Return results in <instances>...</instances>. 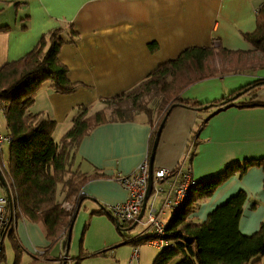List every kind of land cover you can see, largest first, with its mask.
<instances>
[{"label":"crops","instance_id":"obj_1","mask_svg":"<svg viewBox=\"0 0 264 264\" xmlns=\"http://www.w3.org/2000/svg\"><path fill=\"white\" fill-rule=\"evenodd\" d=\"M263 3L264 0H0V27L9 28L0 31V67L25 56L50 30L73 26L78 38L62 46L59 59L68 69V78L80 88L66 95L46 83L30 109L56 122L52 138L57 142L70 129L81 107L91 113L100 110L103 99L132 90L160 64L175 59L187 48L210 47L219 41L230 50L249 49L243 34L254 30L256 12ZM150 45L155 51L149 50ZM263 78L264 70L215 77L190 86L183 98L210 103ZM151 133L152 125L142 118L98 125L81 140L75 166L81 174L95 177L81 190L86 200L72 222L66 264H75L81 249L90 254L107 252L105 256L83 258L78 264H153L160 250L150 243L136 247L129 240L152 237L145 214L127 233L130 238H123L113 219L103 211L104 207L127 200L117 177L132 174L149 156ZM193 134L197 139L191 162L195 182L215 177L231 164L263 159L264 86L226 108L204 113L173 109L162 129L153 169L177 164ZM159 186L166 191L169 184L163 181ZM238 193L246 195L239 231L244 236L253 235L264 221L262 166L248 168L242 177L233 173L210 198L199 202L192 219L203 222ZM163 196L162 192L158 207ZM163 218L168 224V211ZM13 238L21 251L19 264L64 262L66 234L52 246L41 224L19 217L14 222ZM15 256L13 250V264ZM257 264H264V258Z\"/></svg>","mask_w":264,"mask_h":264},{"label":"trees","instance_id":"obj_2","mask_svg":"<svg viewBox=\"0 0 264 264\" xmlns=\"http://www.w3.org/2000/svg\"><path fill=\"white\" fill-rule=\"evenodd\" d=\"M8 29L0 27V31ZM76 38L78 33L73 26L52 29L42 35L25 56L0 67L1 112L7 129L5 134H0L10 138L9 164L0 172L3 177L1 188L9 197L7 224L0 232V264L6 263L5 240L10 242L15 252L14 264H19L21 251L13 238L14 222L19 217L41 224L52 246L62 234L68 236L76 211L86 200L81 190L88 180L95 177L81 174L76 168L78 146L96 126L116 122L114 119L106 120L103 111L88 115L90 110L81 107L72 118L70 129L56 143L52 138L56 122L30 110L37 92L46 83L55 92L66 95L80 88L78 83L68 78V69L59 59L62 46ZM243 39L249 44L247 50H230L219 41L212 42L210 47L187 48L175 59L160 64L135 88L105 103L130 98L129 110L117 108L113 111L119 121H133L134 109L144 106L140 112L152 125L150 156L157 131L173 109L182 107L204 113L210 109L226 108L241 96L255 94L264 86V78L258 79L223 99L205 104L183 98V93L190 86L226 72L216 63L233 64V69L222 76L264 70V3L256 12L254 30L243 34ZM149 50L155 51L153 45ZM219 71L223 72L219 74ZM238 94L240 97L233 100ZM144 99L159 100L160 108L155 120L152 110L143 103ZM259 166L264 167V158L245 160L242 165L229 166L215 177L195 182L184 206L170 218L166 229L169 244L159 251L153 264H257L264 257V221L253 235L240 233L239 221L246 201L244 193H238L219 205L203 222H195L192 214L199 202L210 198L233 173L237 172L242 177L248 168ZM58 188L63 194L62 202L57 199ZM64 203L74 205V210L64 208ZM103 211L113 219L123 238H130L127 233L134 229L135 223L118 221L106 207ZM151 238L129 240L139 247L148 244ZM106 252L90 254L81 249L74 263L78 264L86 257L105 256Z\"/></svg>","mask_w":264,"mask_h":264},{"label":"built area","instance_id":"obj_3","mask_svg":"<svg viewBox=\"0 0 264 264\" xmlns=\"http://www.w3.org/2000/svg\"><path fill=\"white\" fill-rule=\"evenodd\" d=\"M3 109V104L0 101V111ZM195 135L192 136L184 151L181 154L179 162L173 168H157L152 171L153 188L146 201L145 206V223L152 230L153 238L150 243L161 250L166 247L169 242L166 239L167 223L164 221V215L169 212L172 217L186 203L188 194L192 185L186 178L188 171L192 170V154L195 150ZM197 140V139H196ZM10 138L0 134V172L6 167L2 160L3 147L9 145ZM149 157V156H148ZM148 157L135 169V171L127 176L117 177L118 183L127 193V200L123 203L107 206L108 212L118 221L124 223L138 222L149 182V160ZM192 180V178H191ZM167 182L169 187L166 191L160 188L161 182ZM194 183V180H192ZM164 193L160 200L159 195ZM7 197L2 194L0 183V232L7 224ZM157 204V206H156ZM42 255V253H39Z\"/></svg>","mask_w":264,"mask_h":264},{"label":"rangeland","instance_id":"obj_4","mask_svg":"<svg viewBox=\"0 0 264 264\" xmlns=\"http://www.w3.org/2000/svg\"><path fill=\"white\" fill-rule=\"evenodd\" d=\"M217 61V60H216ZM215 61V62H216ZM219 61V60H218ZM214 62V63H215ZM214 65V64H213ZM216 65L218 66V65H220L222 68H225L226 69V72H230V70L231 69H233L232 68V66H233V64H227V65H225V64H223V63H216ZM221 72H223V71H219V74L221 73ZM225 72V73H226ZM225 73H222V74H220L219 76H222L223 74H225ZM228 74H232V73H228ZM218 76V77H219ZM106 101H108V99H103L102 100V104H101V106H100V110H98V111H100V113H102V111L105 113L104 115H105V118H106V120H111V119H114V120H116V122H125V121H127V120H124V121H119V120H117L116 119V116L113 114V111H114V109H117V108H120V109H125V110H129V108H130V98H122V99H120V100H113V101H109V102H107V103H105ZM143 103L147 106V108L148 109H150V110H152V114H153V118L155 119V116H157V113H158V111H159V108L160 107H158L159 106V100L158 99H153V100H151V99H148V100H146V99H144V101H143ZM143 107L144 106H140V108L139 109H134V110H132V111H134V112H132V115L134 116L133 117V120H135V119H142V118H145L146 119V117H145V115L143 114V113H141L140 111V109H143ZM113 109V110H112ZM118 110V109H117ZM98 111H92L93 113H91V112H89V114L88 115H92V114H94L95 112H98ZM112 111V112H111ZM93 117V116H92ZM110 122H114V121H110ZM109 123V122H108ZM199 130V129H198ZM200 131V130H199ZM7 132V129H6V122H5V117H4V114L0 111V133H2V134H5ZM63 137V136H62ZM62 137L60 138V139H57V142L56 143H59V141L62 139ZM193 156H194V154H192V158H193ZM9 157H10V155H9V147L7 148V145L6 146H4L3 147V155H2V160H3V163H4V165H5V167H7L8 166V164H9ZM181 157V156H180ZM182 158V157H181ZM148 160H149V157H148ZM179 160H180V158H179ZM179 160H178V162H179ZM177 162V163H178ZM191 162H192V159H191ZM235 164H240V165H242L243 163H235ZM176 165V164H175ZM174 165V166H175ZM234 164H231V165H229V166H233ZM174 166H172V167H169V168H173ZM192 166V165H191ZM229 166H227L225 169H227ZM224 169V170H225ZM153 170H155V169H152V171ZM223 170V171H224ZM189 173H188V175H187V179H188V182L189 183H191V184H194L195 183V181H194V183L192 182V180H193V171L192 170H190V171H188ZM231 176H229L225 181H227L229 178H230ZM191 178H192V180H191ZM224 181V182H225ZM223 182V183H224ZM152 188H153V185H152ZM60 190V188H58V193H59V198L60 199H58V200H60V202H62V199H63V196H61V191H59ZM189 195V194H188ZM63 207L64 208H66L67 210H70V211H73L74 210V205H66V204H64L63 205ZM153 238V237H152ZM151 238V239H152ZM150 239V240H151ZM149 243H150V241H149ZM151 244V243H150ZM155 247V246H154ZM3 248H4V250H5V254H6V263H4V264H13V262H12V257H13V250L11 249V247H10V245H9V243H8V240H5V242L3 243ZM156 248V247H155ZM158 249V248H157ZM264 258V257H263Z\"/></svg>","mask_w":264,"mask_h":264},{"label":"water","instance_id":"obj_5","mask_svg":"<svg viewBox=\"0 0 264 264\" xmlns=\"http://www.w3.org/2000/svg\"><path fill=\"white\" fill-rule=\"evenodd\" d=\"M240 95H236L233 100H236L237 98H239ZM167 117H165L157 131V134H156V137H155V140H154V143H153V146H152V150H151V154L149 156V182H148V189H147V194H146V197H145V201H144V204H143V207H142V210H141V213L139 215V218L138 220L142 219L143 215H144V211H145V206H146V201L151 193V190H152V169H153V164H154V158H155V154H156V150H157V147H158V143H159V140H160V135H161V132H162V129H163V126H164V123L166 121ZM0 181L3 182V177L0 173ZM8 197V195H7ZM9 198V197H8ZM7 198V199H8ZM10 201V199H9ZM72 227H73V223H71V226L68 230V236H67V246H66V251H65V255H64V262L63 264H66V261H67V257H68V249H69V246H70V240H71V233H72ZM2 249L1 247V242H0V250Z\"/></svg>","mask_w":264,"mask_h":264},{"label":"bare ground","instance_id":"obj_6","mask_svg":"<svg viewBox=\"0 0 264 264\" xmlns=\"http://www.w3.org/2000/svg\"><path fill=\"white\" fill-rule=\"evenodd\" d=\"M193 135H195V134H193ZM190 139H191V138H190ZM190 139H189V140H190Z\"/></svg>","mask_w":264,"mask_h":264}]
</instances>
